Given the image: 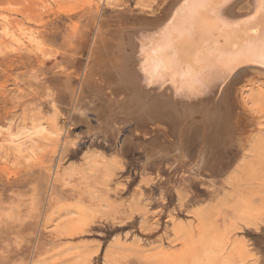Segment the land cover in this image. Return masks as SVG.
I'll list each match as a JSON object with an SVG mask.
<instances>
[{
    "label": "rangeland",
    "instance_id": "374dc122",
    "mask_svg": "<svg viewBox=\"0 0 264 264\" xmlns=\"http://www.w3.org/2000/svg\"><path fill=\"white\" fill-rule=\"evenodd\" d=\"M156 2L0 0V21L31 35L24 48L0 37V264H264L258 153L244 159L254 172L235 167L202 178L196 193L179 186L164 194L138 155L115 156L58 102L55 65L69 26ZM37 125L41 134L16 155L12 136Z\"/></svg>",
    "mask_w": 264,
    "mask_h": 264
},
{
    "label": "bare ground",
    "instance_id": "6f19581e",
    "mask_svg": "<svg viewBox=\"0 0 264 264\" xmlns=\"http://www.w3.org/2000/svg\"><path fill=\"white\" fill-rule=\"evenodd\" d=\"M157 1L118 20L71 24L56 93L75 127L115 156L138 155L161 192H197L202 178L249 172L253 153L264 160V8L260 0ZM23 30L0 21V37L21 48L31 39ZM42 131L12 136L14 153Z\"/></svg>",
    "mask_w": 264,
    "mask_h": 264
},
{
    "label": "snow or ice",
    "instance_id": "6c2138e0",
    "mask_svg": "<svg viewBox=\"0 0 264 264\" xmlns=\"http://www.w3.org/2000/svg\"><path fill=\"white\" fill-rule=\"evenodd\" d=\"M262 8H264V0H260ZM262 23H264V18H262ZM261 48L262 53H264V34L261 36Z\"/></svg>",
    "mask_w": 264,
    "mask_h": 264
}]
</instances>
